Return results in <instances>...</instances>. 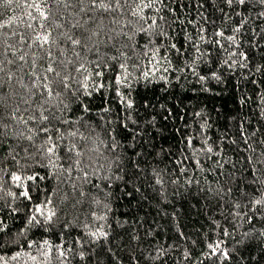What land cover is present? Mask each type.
Returning <instances> with one entry per match:
<instances>
[{
  "label": "trees",
  "instance_id": "1",
  "mask_svg": "<svg viewBox=\"0 0 264 264\" xmlns=\"http://www.w3.org/2000/svg\"><path fill=\"white\" fill-rule=\"evenodd\" d=\"M140 2L122 0L84 25L77 0H36L47 20L32 0H0L7 264H264V204H255L264 201V5L143 0L151 6L132 15ZM48 33V44L34 42ZM45 204L56 213L47 224L35 213ZM33 214L39 225L28 224ZM44 241L48 259L38 254Z\"/></svg>",
  "mask_w": 264,
  "mask_h": 264
},
{
  "label": "snow or ice",
  "instance_id": "2",
  "mask_svg": "<svg viewBox=\"0 0 264 264\" xmlns=\"http://www.w3.org/2000/svg\"><path fill=\"white\" fill-rule=\"evenodd\" d=\"M78 4L80 5V12L81 13H85L86 15H88V19L84 21V25H87L90 21L95 23L97 20L100 19V17H98L96 15L97 12H103V13H111V12H115L117 10H119L121 7H122V0H77ZM248 2V0H226V3L231 6L233 5L234 3L235 4H238V5H245L246 3ZM257 2L261 5H264V0H257ZM3 3L5 4H8V5H11L13 3V0H3ZM123 3L124 4H127L128 3V0H123ZM29 8H32L34 7L36 9V11H38L40 13V15L45 19L47 20L48 17L47 15L44 13V11L41 9L40 5L38 3H36V0H32V3L28 4L27 5ZM150 3L149 4H146L143 2V0H141L140 4L137 5V10L134 11L132 13V15L136 16V15H139L140 12L142 11V8L143 7H150ZM262 16H264V12L261 13ZM29 16H31V13H29ZM32 19H35V17H32ZM114 24H117L119 23L118 20H113L112 21ZM155 23V22H153ZM101 24H102V20H101ZM74 26H81L80 24V20L77 19L76 21V25ZM0 27H2V25H0ZM29 28L32 27L31 24L28 25ZM41 28L44 27V25H40ZM59 27V25H58ZM151 27V25H150ZM85 33L88 31L87 28L84 29ZM143 31H147L146 29H144ZM235 31H239V28H237ZM51 33H48V34H37L35 37H34V42H39L41 47L44 45V44H48L49 43V37H50ZM63 35H66V34H63ZM97 35L96 32H92V36H95ZM117 35H119V33H117ZM218 35H221L223 36V32H220L218 33ZM89 39H91V37L89 36L88 37ZM129 39H131V37H129ZM229 40H235V37L232 36V37H228ZM67 40L73 45V46H77V45H81V40L80 39H76V38H73L72 36H67ZM10 47V46H9ZM173 47L175 48V45H173ZM14 54V53H13ZM49 56H51V53L49 52L48 53ZM76 55L78 56L79 53H76ZM18 59L20 61H24L25 60V56L24 55H21L18 57ZM112 59H116L115 57H113ZM9 64L12 63L11 60L7 61ZM0 63H2V61H0ZM33 63H35V60H33ZM61 63H63L61 61ZM227 63V62H225ZM233 63H235V61H233ZM83 67V65H81V68ZM119 68L122 69L125 73V78L126 76L128 75V71H127V68L125 66V64H120L119 65ZM80 69H77V71H79ZM259 70V69H258ZM0 71H3L2 68H0ZM47 72L51 73V72H55L56 76H60V72H56V70L51 67V65L47 68L46 70ZM33 75H35V73H33ZM97 75H102V73H97ZM145 76H147V73L144 74ZM214 78H217L216 77V74L213 73L212 74ZM11 78V77H9ZM200 80H205L206 78L201 76L199 77ZM37 79H39V77H37ZM45 80H47V77L45 76L44 77ZM66 80V77L64 78ZM115 83L117 85H123L124 84V79H122L120 76H117L116 77V80H115ZM43 87L45 88H48V85L47 84H44ZM65 87H68L67 83H65ZM100 87H103V85H100ZM117 96H120L121 97V100L122 102L126 103L127 107L128 108H131L132 107V102L130 100H127L125 97L121 96V93L119 91H117ZM48 95L49 97H51L52 95V92H51V89L48 88ZM57 95H59V93H57ZM66 107V106H65ZM85 110H87L85 108ZM105 111H107V109H105ZM41 118L43 120H47L48 117L47 116H41ZM57 119H59L57 117ZM65 123H68V121H65ZM126 127V125H125ZM42 131H44L45 133L48 132V129L47 128H44L42 129ZM70 136H75L76 133L75 132H70L69 133ZM27 139L31 140L32 139V136H28ZM51 140V137H49V141ZM49 141H45V143L47 144ZM189 143H191V141H189ZM43 147V145H42ZM113 147H115V145H113ZM76 148V145L73 144L68 150L69 152H72L74 151ZM55 149H56V145L55 144H52V146L48 147L46 149V152L47 154L49 155H52L54 154L55 152ZM208 151H211V148L208 149ZM76 155L77 156H80L81 153L80 152H76ZM77 165L79 164V160L76 161ZM87 173H85V178H87ZM12 179L14 181H20L21 180V177L18 176V175H13L12 176ZM27 179L29 180H33L35 179V177H27ZM10 195H14V194H11ZM22 196L28 198V199H31V197L29 196V193L27 191V189L25 191H23L21 193ZM50 203V201L48 202ZM255 204L256 205H262L264 204V201L262 200H255ZM47 208V204L44 205V207L42 208L41 206H37L35 208V213H38L40 214L41 216L45 217V224L47 223H51L52 222V219L53 217L56 215L55 211H47L45 212L44 209ZM102 218V217H101ZM33 221L36 222V224H40V221L39 220H36V215L33 214L32 217L28 220V224H32ZM7 225H4L3 227H0V233H3L6 229ZM23 232V229L21 230V233ZM90 235L94 238H98V237H104V238H107V235L108 233L106 232H91ZM247 235V234H246ZM261 235H264V233H261ZM36 242L35 241H32L30 244H29V247L32 246V244H35ZM238 244H240L241 242L238 241L237 242ZM5 244V241L2 237H0V248H2ZM47 246V247H45ZM41 251L38 252V254L43 257L44 259H48L50 256H51V245H49L48 241H44V244L40 246ZM207 247L209 249H211V252H212V255H217L218 253V250H220V244L217 243L215 244V246L213 244H208ZM59 251V246H58V249ZM70 250V249H69ZM81 257H83V253H80ZM21 256V253L20 252H16L13 256L10 257L11 260H17L19 257ZM65 256V253L63 251H59V255L57 256V259L59 260L60 257H63ZM222 256L224 258H229V253L227 251H222ZM30 259L32 260H36L37 257L36 256H30ZM0 264H7V261L5 260V258L3 256H0Z\"/></svg>",
  "mask_w": 264,
  "mask_h": 264
}]
</instances>
